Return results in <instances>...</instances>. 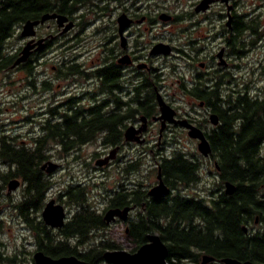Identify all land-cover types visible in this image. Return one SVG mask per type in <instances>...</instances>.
Listing matches in <instances>:
<instances>
[{"label": "flooded vegetation", "instance_id": "obj_1", "mask_svg": "<svg viewBox=\"0 0 264 264\" xmlns=\"http://www.w3.org/2000/svg\"><path fill=\"white\" fill-rule=\"evenodd\" d=\"M45 14L64 16L67 22L59 27L56 19L48 20L34 28V35L22 38L17 56L26 45L33 48L24 64L28 67L16 69L35 76V61L46 65V61H41L47 56L55 59L52 76L48 78L45 74L44 81L36 84L33 83L36 78L27 81L33 83L27 86L37 89L39 94L49 95L53 107L43 112L38 131L30 141L20 144L25 149L31 148L33 141L37 138L39 142L49 135L53 126L52 138L44 142L48 158L32 164L38 168L41 187L42 184L47 187L41 188L38 194L24 176L1 179L4 185L0 186V196L4 201H0V213L8 212L10 222L31 237L34 246L24 261L18 263V256L14 254L13 264H35L34 254L43 252L40 249L51 240L53 243L64 240L63 234L83 211L94 213L107 229L121 224L123 234L130 239L131 223L138 225L144 217L145 200H165L176 193L164 181L163 160L178 153L196 152L180 147V138L188 137V130L161 118L160 100L172 108L175 121L186 120L195 125L209 142L211 131L218 132L222 126L227 106L242 105L239 96H246L248 102L259 95L252 89L254 79L247 75L264 73V61H260L264 58V0H53L46 10L27 18L23 24L40 21ZM69 23H72L70 31L62 33ZM253 56H259L260 60L254 62ZM211 114L218 117L215 127L209 122ZM99 117L105 124L93 135L90 123ZM76 125H84L78 134L73 128ZM3 134L5 139L12 138ZM191 142L197 148L199 141ZM90 144L97 145V159H107L102 167L94 163L93 169L102 172L104 189L98 188V191L85 172L80 175L82 180L75 175L61 177L69 169L64 161L75 164L74 168L80 169L78 172L85 171L88 164L79 163L78 154ZM55 154L59 156L55 158ZM144 156H151L153 161L149 174L154 180L147 186L141 184ZM201 158L198 157L202 161V179H199V184H203L202 192L194 190L198 184L183 189L191 194H182L185 197L196 194L195 199L214 201L220 192L210 188L219 182L220 168L211 156ZM47 161L57 165L51 174L41 168ZM204 162L213 164L214 170H208V178ZM8 167H5L6 172L15 170L16 165ZM160 179L168 187V193L149 196L148 192ZM11 180L19 181V186L8 192ZM205 180L209 182H203ZM109 181L115 182L113 188L108 187ZM2 189H6L5 195L1 194ZM94 191L97 194L93 196ZM77 192H81L83 198L79 203L76 202ZM50 201L64 209L62 228H51L42 218ZM125 208L130 209L125 221L115 218L106 223L104 217L109 210ZM3 224L0 221V227ZM258 224L259 229L262 227L260 217L254 219L253 225L246 226L244 233L253 235L258 231L255 227ZM43 231L49 232V240L45 239ZM101 232L94 229L90 236L97 237ZM89 240L79 244L70 237L67 243L80 249ZM1 246L6 244L0 241Z\"/></svg>", "mask_w": 264, "mask_h": 264}, {"label": "trees", "instance_id": "obj_2", "mask_svg": "<svg viewBox=\"0 0 264 264\" xmlns=\"http://www.w3.org/2000/svg\"><path fill=\"white\" fill-rule=\"evenodd\" d=\"M52 3L53 0H0V72L10 70L17 57V53L7 52L8 41L27 18L39 15ZM260 77H263V84L257 89L259 95L253 96L255 100L247 102L246 96H239L243 104L227 106L219 131L214 129L209 135L211 158L220 168V180L210 189L217 188L220 194L214 201L195 199L196 194L195 197L182 194L180 189L198 185L202 179V161L197 152L178 153L164 159V181L176 193L165 200H145L144 217L138 225L131 223L130 227L129 237L135 245L132 253L147 242L149 234L157 233L168 248L167 264H197L203 255L215 259L216 262L210 264H221L219 261L224 258L264 264V73ZM28 83L33 86L32 82ZM104 124L100 117L94 119L90 123L93 135L98 134ZM83 127L76 125L73 128L78 134ZM51 129L50 134L39 142L36 138L29 149L17 144V137L5 139L6 136L0 134V163L7 165L5 167L16 165L15 170L1 172L4 180L24 176L41 194V188L47 186L42 184L41 187L38 168L32 164L37 165L48 158L44 142L52 138ZM225 182L235 185L232 196L222 192ZM82 199L81 192H77L76 202ZM256 217H260L262 227L253 235H246L243 227L253 225ZM101 225L100 218L94 213L83 211L76 215L70 230L63 234L64 240L58 243L51 240L40 250L52 258L76 256L89 264H105L103 254L106 251L121 249L114 242L101 241L84 252L67 243L70 237L79 244L88 241L92 238V230L104 231L105 224ZM41 233L49 240V232ZM15 261V255L4 256L0 251V264Z\"/></svg>", "mask_w": 264, "mask_h": 264}, {"label": "rangeland", "instance_id": "obj_3", "mask_svg": "<svg viewBox=\"0 0 264 264\" xmlns=\"http://www.w3.org/2000/svg\"><path fill=\"white\" fill-rule=\"evenodd\" d=\"M244 12V11H243ZM99 26V22L98 25ZM91 29L90 31H92ZM21 37L19 35V30L16 32V34L8 41L6 45V50L9 54H15L18 49L21 48L22 42ZM255 56V53H254ZM253 61L258 62L259 56L254 57ZM54 58L52 55L47 56L44 60L46 61V65H41L37 61L34 63L35 68V76H28L25 74L23 70H8L4 72H0V108H2V113L0 114V134L5 133L10 135L11 137H17L16 143H28L30 140L29 138L31 136H34L36 132L38 131V122L40 119H43V112L50 111V109L53 107V101L48 100L49 95H46V93L39 94L37 89H33L32 87L27 86V81L31 80L33 78H36V81L33 83L36 84L40 80L44 81L45 78L44 75L47 74L48 78L49 76L53 75L52 67L54 65ZM261 62L264 61V58L260 60ZM33 65V64H32ZM244 74V73H243ZM240 77V76H238ZM253 81L252 89L253 91L257 89L258 87H261L263 82V77H260V74L254 73L252 75H247V78H251ZM52 80V79H51ZM50 80V81H51ZM55 87L52 86V90L54 91ZM52 93V91H51ZM255 95V93H254ZM50 101V102H49ZM187 107L186 105H184ZM188 108V107H187ZM198 107H196L197 111ZM181 137V136H180ZM181 144L180 147L185 148L187 150H193L197 152L196 145L194 146L191 140L185 136L182 135L180 138ZM96 144H90L88 147H86L85 151L78 154L79 163L81 164H88V167L85 168V171L78 172L80 169L74 168L75 164L68 163L64 161L65 167L68 169L65 170L61 177L65 178L68 176H77L79 180H82L83 177H80L82 173H86L87 176L91 177V184H96L97 191L98 188L104 189L101 186H103L102 178H101V170H94V163L99 162L102 160V158H98V155L96 154ZM59 155L55 154V158ZM68 159L72 156H67ZM141 164L143 167L142 176H141V184L145 186L149 185L152 180H154V176L149 174V170L152 167V157L149 156L147 158L142 157ZM204 168H205V176L207 177L208 170L213 171V164H209L208 162H204ZM92 166V167H91ZM97 167H102L98 166ZM79 167V166H78ZM84 168L81 167V169ZM76 169V170H74ZM2 173H5V167H3L2 163H0V186L4 185L3 181L1 180L3 177L1 175ZM114 173V172H113ZM66 176L64 177V175ZM95 177V178H94ZM208 178V177H207ZM211 179V180H210ZM209 180L212 181V177H209ZM215 181V179L213 178ZM203 182H209L207 180ZM217 182V179H216ZM115 183V182H114ZM111 181L108 182V187L113 188L112 185L114 184ZM201 186L203 184H199L194 190H198L202 192ZM183 194H191L190 192H187V190L180 189ZM97 191H94L92 195L94 196L97 194ZM1 194H6V189H2ZM1 201V196H0ZM2 200L1 202H3ZM100 210V208H99ZM0 221H3L4 224L0 227L1 234H0V241L6 244V246H1L0 251L3 253L4 256H13L16 254L18 263L21 261L26 260L29 258V255L27 252L33 251L34 246L32 244L33 239L31 237H28V235H25L21 232L19 227L12 222H10V214L8 212L0 213ZM256 229H258L259 224L255 226ZM23 234V235H22ZM113 241L118 246L121 247L119 250H124L127 252H131L134 248L132 241L123 234L122 226L121 224H116L112 227H109L108 229L105 228L103 232L97 237L93 236L92 239L89 240V242L84 245V248H78L79 252H84L89 250L91 247L98 245L101 241ZM25 250V251H24ZM30 253V252H29ZM2 264H10L7 262H3ZM195 264V263H190Z\"/></svg>", "mask_w": 264, "mask_h": 264}, {"label": "water", "instance_id": "obj_4", "mask_svg": "<svg viewBox=\"0 0 264 264\" xmlns=\"http://www.w3.org/2000/svg\"><path fill=\"white\" fill-rule=\"evenodd\" d=\"M57 20V24L59 27H63L64 24L67 22V18L61 15L57 14H45L41 18L40 21H28L25 24L22 25L20 30V37L26 38L31 37L34 35V28L38 26L39 24H43L48 20ZM72 28V23H69L62 31V33H67ZM42 43L40 41L39 45ZM32 48L30 44L26 45L22 48V50L19 53V56L14 61L12 68H16L22 64H25L31 53ZM40 49L37 48V50ZM160 100V99H159ZM160 107H161V118L164 121H167L169 123H175L179 124L181 127L188 130V137L191 140H198L199 143L197 144V150L200 155L207 158L211 155L212 150L210 143L204 136V133L195 125L190 124L186 120L182 121H175L174 116L175 113L172 110L171 107L166 105L164 102L160 100ZM209 122L211 126H217L218 125V117L215 114H211L209 116ZM106 160H100L97 162L98 166H103L105 164ZM43 171H45L47 174L53 173L57 169V165L51 161H47L43 164L41 167ZM19 186V181L17 180H11L8 183V192H12L16 190ZM225 188V194L227 196H232L235 192V185L226 182L224 185ZM168 193V187L163 183V181L160 179V182L153 187L149 192L148 195L152 197H160L163 195H166ZM128 208H125L123 210L120 209H114L109 210L105 214V221L106 223H110L115 220V218H119L123 221H125L128 217L129 213ZM42 218L45 222V224L51 228L59 229L62 228L64 225V219H65V213L63 207L59 205H55L53 201H50L46 204L43 213ZM243 230L246 231V228L243 227ZM167 257H168V248L166 244L161 240L160 236L156 233L149 234L147 236V242L139 247L135 252H127L124 250H111L106 251L103 254V261L105 264H167ZM35 264H89L83 260L78 259L76 256H64L60 258H52L45 253L39 251L36 252L33 256ZM215 259L211 256L203 255L201 257V261L198 264H210L213 263ZM221 264H259L252 261H238L236 259L232 258H224L219 261Z\"/></svg>", "mask_w": 264, "mask_h": 264}]
</instances>
